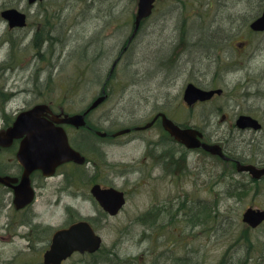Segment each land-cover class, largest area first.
<instances>
[{
    "label": "rangeland",
    "instance_id": "rangeland-1",
    "mask_svg": "<svg viewBox=\"0 0 264 264\" xmlns=\"http://www.w3.org/2000/svg\"><path fill=\"white\" fill-rule=\"evenodd\" d=\"M244 3L234 9L225 0L223 7L220 0H158L153 15L141 24L129 58L117 65L118 61L116 64L114 61L134 34L138 0H42L33 5H29L28 0H0V66L5 63L7 67L5 71L0 67V130L10 127L22 111L38 104L60 106L69 114L83 111L98 100L110 70L109 98L90 119L93 127L99 119L104 122L105 118L117 115L120 120L111 128L133 126L132 121L126 120L127 113L133 110L141 117L134 125L143 126L156 110H175L189 82L199 87L218 86L225 91V98L217 105L237 108L234 104L241 101V93L234 88L244 86L247 79L259 81L261 71L264 76V34H257L250 27L255 13L248 0ZM7 8H18L27 14V27L10 30L1 18V12ZM215 20L221 22L226 33L216 30ZM191 32L197 34L198 44L190 56L184 55V58H193L188 64L176 63L182 75L168 84L160 68L172 70L168 60L172 61L182 51L180 47ZM96 43L105 50L104 56H99L94 47ZM162 52L168 54L161 59ZM248 68L249 74H246L244 70ZM193 70L197 72L195 77L191 76ZM177 74L178 70H174L172 77ZM153 75L152 81L147 80ZM158 102L162 104L157 105ZM197 114L200 117L201 112ZM104 127L109 128V125ZM95 138L90 133L82 136L71 130L72 145L90 157L95 153L92 151ZM130 138L124 137L122 142ZM110 154V159L124 170L97 177V181L123 189L131 185L129 202L118 217L99 216L94 221L103 239L102 252L92 257L77 254L64 264H146L140 256L147 245L151 253H158L161 245L163 251L173 249L168 245L175 241L172 246H181L179 256L195 255L192 263L264 264V226L251 231L242 221L244 206L236 207L233 200L221 207L214 206L212 224H207L198 212L193 219L196 228L181 217L168 227L163 242L158 241L159 246L157 239L143 242L144 227L136 221V212L142 213L146 199V186L140 172L143 167L138 161L143 155V144L111 148ZM9 156H5V164L10 163ZM69 171L73 175L67 176L69 185L75 187L70 191L75 193L63 195L58 201V193L53 195L48 189L37 205V212L42 214L39 220L51 224L53 230L68 226L74 219L93 215L97 209L85 202L91 196L89 185L92 183L88 184V180L95 176L93 169L70 168ZM183 186L187 185L183 182ZM81 194H85V198ZM199 196L204 201L207 198L204 194ZM245 198L250 203L254 197L246 194ZM26 245L23 239L14 243L0 240V264L15 255L18 264L30 261L42 264L41 256L27 251ZM190 250H195L194 255ZM149 264H153V259H149Z\"/></svg>",
    "mask_w": 264,
    "mask_h": 264
},
{
    "label": "flooded vegetation",
    "instance_id": "flooded-vegetation-1",
    "mask_svg": "<svg viewBox=\"0 0 264 264\" xmlns=\"http://www.w3.org/2000/svg\"><path fill=\"white\" fill-rule=\"evenodd\" d=\"M225 1L230 2V8L234 9L241 4H245L244 0ZM248 2L255 13V17L252 19L253 23L263 15L264 6L262 4H264V1L248 0ZM220 6H224V0H220ZM99 18L100 16L98 15L97 19ZM146 21L144 20L143 24ZM215 21L216 23L213 26H216V30L226 33L225 27L221 25V22ZM255 32L257 34H264V31ZM189 34L188 39H185L180 47L182 51L175 55L172 61L168 60V65L171 66L172 70L166 71L164 67L160 68V73L168 84L175 82L182 75L181 69L177 68L178 64L176 63L188 64L193 58L189 57L188 60L184 58V55L190 56L193 48L198 44L195 41L197 34H192V32ZM131 36L114 61V63L118 61L117 65L129 58L130 48L137 39L135 37L129 43ZM167 54L168 52H162L159 57L162 59ZM160 64L165 66L164 63ZM249 69L244 70V72L249 74ZM174 70H178V74L172 77ZM110 72L100 94L101 96L105 92L108 98V83L112 79ZM196 75L197 72L193 70V75L191 76L195 77ZM154 78L155 75L149 77L147 80L152 81ZM190 83L193 82H189L183 88V96L179 102L180 105L177 106H180V109L177 110V107H175V110L171 109L170 112L169 110H156L153 118L143 126L134 125L137 123L134 121L141 117L136 116L133 110L127 113L126 117V120L132 121L131 125L133 126L119 129L111 128L114 122L120 120V117L117 115L116 118H105L104 122H101L99 119V123L93 127L89 121L101 106H98L87 114L85 118L86 125L84 127L77 128L67 124H59L51 120L55 119L56 116L68 115L69 112L63 111L60 106L55 108L52 104H48L51 112L45 113L41 118L50 121L52 129L62 127L66 131L70 145L81 155L80 163H65L59 166L55 174L50 177L45 176L44 172L40 169L33 171L29 178L32 200L30 203H26L28 202L29 194L26 191H21L20 188L25 169L18 161V153L27 135L22 139L15 140L9 147L0 146V157H2L0 160V178L6 179L5 182L0 181V240L6 243H14L17 239H23L28 243L26 245L27 251L32 252L36 257L41 256L42 264H45V255L52 246L53 237L57 230L68 228L81 221L89 223L96 230L94 221L98 220L99 216H103L104 218L118 217L129 202L128 195L129 190H133L132 186L130 185L125 189L106 186L98 183L97 177L112 173L116 174L118 169L123 171L124 168L121 165L118 167L117 165L119 164L110 159L111 148H126L137 142H142L143 144V155L138 161L143 167L140 172L142 174V183L144 182L146 186V199L141 210L142 213L136 212V221H140L144 227L143 242L146 243L151 238L157 239L159 246V242L160 244L163 242L162 237L165 236L168 227L181 220V217L190 223V227L196 228L197 224L193 219L197 218L198 212L201 214V218H205L207 224H212L214 206H224L225 202L229 203L231 200H233V204L236 207L244 206L245 212L249 209L264 211L263 72L261 71L259 75V81L247 79L244 86L239 89L237 87L234 88L235 91H240L241 93V101L239 104L237 102L234 104L237 108L230 105H217V102L225 98L224 90L221 94H216L207 102L198 101L193 105H189L185 101L184 95ZM201 88L205 90L221 89L214 84L211 87ZM92 104L93 102L90 106ZM160 104L162 103H157V105ZM90 106L83 111L69 115L84 114ZM197 111L201 112L200 117H198ZM165 118L182 130L200 132L202 135L201 142L207 146H216L215 152L219 150L223 156L212 153L203 147L189 148L177 141L166 130L164 125ZM50 123L49 125H51ZM104 125H109V128H105ZM71 130L76 131L82 136L89 133L90 135H95V146L92 149L95 152L94 156H87L72 145ZM123 131H126V133L120 134ZM124 137L131 138L127 142H122ZM7 155H10L9 164H5V156ZM238 163L254 166L257 177H254L251 172H238ZM70 168L80 170L93 169V173L95 174L93 180L92 178L87 179L88 184L92 183L89 185L91 196H89L88 201H84L91 203L97 209L93 215L74 219L68 226L53 230L51 224H43L39 220L42 214L37 212V205L43 201L39 199L45 198V191L48 189L53 195L58 193V201L63 198V195L75 193L74 191H70L71 188L74 189L75 187L69 185V179H67V176H73L69 171ZM54 181H56V184H54ZM183 182L187 186L190 185L189 188L183 186ZM169 184L171 185L168 186ZM95 185H100L103 189L115 188L123 192L126 198V205L119 210L118 214L112 216L100 206L97 198L92 193ZM221 185L223 186L222 188ZM199 194H204L207 197L205 201ZM246 194H251L254 197L250 203L245 201L246 198L244 199ZM81 196L85 198L86 195L81 194ZM21 204H24V207ZM203 223L200 222L201 225H204ZM262 226H264V223L257 228L250 226L248 228L251 231H255ZM210 230L213 233V229L211 228ZM173 231L175 232V229ZM225 232H223L221 237L225 235ZM174 243L176 244V241L173 244L169 243L168 246L171 245L173 249L168 251H163V245H161V250L158 253H151L148 248L149 245H147L140 259L146 262V264H149V259H153V264H199L196 262L192 263L195 250H190L194 256L182 258L178 254L181 246H172ZM77 254L82 257L97 255V253H75L74 255ZM17 258L15 255L2 264H18ZM145 258L148 260L146 261ZM26 264L35 263L34 261H30Z\"/></svg>",
    "mask_w": 264,
    "mask_h": 264
},
{
    "label": "water",
    "instance_id": "water-1",
    "mask_svg": "<svg viewBox=\"0 0 264 264\" xmlns=\"http://www.w3.org/2000/svg\"><path fill=\"white\" fill-rule=\"evenodd\" d=\"M42 0H28L30 5ZM157 0H138V11L135 18L134 34L129 39L132 42L138 33L142 22L151 16ZM2 18L5 19L11 29L25 28L27 26V15L18 9H7L2 12ZM254 31H264V12L263 15L251 25ZM116 64V63H115ZM222 90H203L194 84L188 85L184 99L189 105L198 101H208L215 94H221ZM104 94L93 103V105L84 114L56 116L51 120L59 124H67L74 127H84L86 125V116L93 109L100 106L106 99ZM51 112L47 105H38L31 110L22 112L14 122L13 126L6 131H0V146L9 147L15 140H23L18 153V161L24 167V177L22 180L21 191H26L28 202L32 200L30 189V175L35 170H42L45 176H52L56 169L67 162H80V154L69 144L67 133L63 128H53L50 121L41 117ZM49 123L51 125H49ZM164 125L167 131L189 148L204 147L213 153L221 154L216 150V146H207L201 143V133L194 130H182L174 125L168 119H164ZM126 131L121 132L124 134ZM239 172L250 171L254 177H257L256 169L253 166L242 165L238 163ZM5 182L6 179L0 178ZM92 193L97 198L101 206L111 215H116L126 204L124 194L115 189H102L96 185ZM24 207V204H21ZM243 222L252 228L259 227L264 222V211L249 209L243 215ZM103 240L97 235L89 223L81 221L67 229H61L55 232L50 250L45 255V264H63L74 253H96L102 247Z\"/></svg>",
    "mask_w": 264,
    "mask_h": 264
},
{
    "label": "bare ground",
    "instance_id": "bare-ground-1",
    "mask_svg": "<svg viewBox=\"0 0 264 264\" xmlns=\"http://www.w3.org/2000/svg\"><path fill=\"white\" fill-rule=\"evenodd\" d=\"M93 46V45H92ZM95 47V49H96V51L99 53V56H104L105 55V50L104 49H102V46L100 45V44H97L96 43V45L94 46ZM91 48V46H88V49H90ZM100 49V50H99ZM103 50V51H102ZM102 250H103V248H101L98 252L100 253V252H102ZM99 262H97V264H98Z\"/></svg>",
    "mask_w": 264,
    "mask_h": 264
},
{
    "label": "trees",
    "instance_id": "trees-1",
    "mask_svg": "<svg viewBox=\"0 0 264 264\" xmlns=\"http://www.w3.org/2000/svg\"><path fill=\"white\" fill-rule=\"evenodd\" d=\"M212 39V38H211ZM36 45H37V43H36ZM1 69L3 70V71H5V69H7V67L5 66V63L4 64H1Z\"/></svg>",
    "mask_w": 264,
    "mask_h": 264
}]
</instances>
